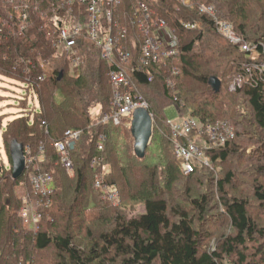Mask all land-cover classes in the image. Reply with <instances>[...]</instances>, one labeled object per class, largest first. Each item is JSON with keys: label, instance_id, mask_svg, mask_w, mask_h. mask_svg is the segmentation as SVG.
Segmentation results:
<instances>
[{"label": "trees", "instance_id": "16d2710c", "mask_svg": "<svg viewBox=\"0 0 264 264\" xmlns=\"http://www.w3.org/2000/svg\"><path fill=\"white\" fill-rule=\"evenodd\" d=\"M3 1L0 74L27 85L39 102L38 108L26 111L20 106L21 112L3 132V144L11 165V147L17 142L25 155L29 151L37 167L35 173H52L54 181L50 205L43 203L39 208V227L28 229L20 216L24 202L17 196L16 187L26 183L27 198L41 199L30 181L33 166L14 179L13 166L0 165V257L12 247L15 251L10 264L20 260L36 264L39 253L53 248L56 264H227L235 256L238 264H264V247L258 243L264 239V224L260 225L251 212L253 203L248 196L228 191L236 190L238 172L230 168L222 171L221 177L215 174L217 167L223 170L229 160H264V83H247L236 92L228 91L230 79L243 71L247 56L216 31L210 16L199 11L201 5H214L218 17L232 23L244 40L260 45L264 44V0H191L189 4L183 0H143L155 16L167 20L180 40L178 55L147 66L141 58L136 2L121 0L115 6L114 20L127 28V40L131 41H125L124 47L132 54V62L141 66L133 75L135 93L148 101L153 115V134L144 159L138 158L126 142L124 133L130 132L126 125L101 122L111 109L112 96L111 67L102 58L101 49L83 33L77 43L78 72L72 73V57L54 46L60 26L87 19V5L76 1L70 11L67 6L58 7L60 0H14L12 5L29 7V26L19 36L15 27L7 26L13 11L12 5L8 7ZM174 68L179 70L176 76L171 75ZM46 69L51 72L47 74ZM42 75L44 79L39 80ZM151 75L154 79L149 81ZM171 77L183 108L167 88ZM211 77L221 80L220 92L213 90ZM169 105L204 123L221 119L234 125L233 139L206 152L213 168H196L189 175L182 171L165 114ZM67 130L82 131L71 151L72 176L55 148ZM102 135L105 140L103 150H99ZM242 142L259 146L250 156ZM40 156L44 159L39 160ZM94 158L100 162L96 168L91 165ZM118 165L127 187L130 176H139L126 200L115 176ZM107 166H113L115 172L105 174ZM255 172L264 173V164ZM100 177L118 192L121 204L141 203L144 211L129 216L109 204L94 186ZM253 193L259 208L264 207V184L258 178ZM86 202L91 207L100 206L107 214L100 213L97 230L90 227L83 236V229L88 227L82 220L75 228L74 220L82 217L80 204ZM221 218L227 219L225 229L211 230ZM249 251L252 260L245 263ZM20 254L23 256L18 258Z\"/></svg>", "mask_w": 264, "mask_h": 264}, {"label": "built area", "instance_id": "2783aa9c", "mask_svg": "<svg viewBox=\"0 0 264 264\" xmlns=\"http://www.w3.org/2000/svg\"><path fill=\"white\" fill-rule=\"evenodd\" d=\"M79 1L86 7V20H77L73 23L64 24L58 29V39L54 44L58 50H65L72 57V71L78 72V38L83 34L95 43V46L101 49L102 58L110 64V83L112 85L111 109L101 117L104 124L112 123L114 125H126L131 127L133 113L136 109L144 107L149 109L148 101L142 96L136 94L133 75L141 67L139 63L132 62V54L124 47L127 40V28L117 24L114 20L115 6L120 4L121 0H60L58 7L67 6L70 11L73 5ZM137 4V11L140 14L138 22V31L142 37L141 58L142 63L147 66L159 63L163 59H170L178 55L180 40L173 29L170 28L166 19L155 16L147 3L143 0H133ZM189 4L191 0H183ZM14 0H4V5L10 6ZM28 5H12V11L9 15L11 24L8 27H15L16 33L22 36L29 26ZM201 13L210 16L214 23L216 31L225 37L234 47L239 48L247 56L243 64V71L235 74L229 81L227 89L229 92H236L243 88L247 83H264V44H256L244 40L235 30L234 25L229 21L218 17V11L212 4L201 5ZM186 27H195V25L185 24ZM179 70L174 68L171 75L176 76ZM40 76L39 80H43ZM154 79L151 75L149 81ZM167 88L173 93V100L181 108L184 104L178 96V89L174 79L168 78ZM136 92V93H135ZM175 106V105H174ZM177 108V107H176ZM178 110V109H177ZM152 114V113H151ZM153 117V115H152ZM168 119V118H167ZM172 135L175 139L174 151L181 166L182 171L189 175L200 167H214L212 159L206 154L208 149L215 148L225 144L235 137V127L228 120L218 119L214 122L204 123L196 116L189 113L180 114L175 119H168ZM82 131L67 130L64 138L55 143L60 161L67 172L73 171V162L71 151L75 148L76 142L80 139ZM98 149L103 150V141L105 136H101ZM28 155V156H27ZM26 167L33 166L34 173L31 176V184L35 194L40 195L39 200H30L25 198L22 207L21 216L25 220L31 218L39 227V221L42 216L39 212L41 204L50 205L49 197L53 193L54 176L49 172H38L34 160L27 151ZM40 156L39 160H43ZM98 158L92 160V167L99 165ZM105 174L109 173V168L105 167ZM95 188L103 192V198L110 202H119V194L114 188L107 186L102 177L95 181ZM46 200V201H45ZM35 206V209H32ZM35 226V227H36ZM36 227V228H37Z\"/></svg>", "mask_w": 264, "mask_h": 264}, {"label": "rangeland", "instance_id": "374dc122", "mask_svg": "<svg viewBox=\"0 0 264 264\" xmlns=\"http://www.w3.org/2000/svg\"><path fill=\"white\" fill-rule=\"evenodd\" d=\"M9 6L10 4L8 5V7ZM45 72L49 74L51 71L46 69ZM71 72L73 73L72 68H71ZM25 99L28 100L27 103L23 101ZM20 106L25 107L23 111H26L27 108L28 109L29 108L32 109L33 107L38 108L39 102H38L37 94H34L32 89L27 88V85H24L23 83L15 82L13 79L7 78L0 74V165L5 166L7 168H10V166L12 165L8 159V155L6 154L7 149H5V146L3 144L4 143L3 142V132L6 129L7 124L21 112ZM165 114L168 119L172 120L178 116V110L174 105H169L165 109ZM124 134H125L124 138L126 142L129 143L128 145H130L132 149H134L133 136L131 135L130 132L129 134L127 133H124ZM263 136H264V132H263ZM258 146L259 145L257 143H249V142L243 143V148H246V151L249 153L250 156L253 155L252 150H255ZM253 153H256V152H253ZM254 155L257 156V153ZM121 163H124V162L121 161ZM262 164H264V160L257 161L256 158L255 160H251L250 157H247L242 160L238 158L232 161L229 160L228 163H226L223 166L224 168L223 170H222V167H217V170H216L217 172L215 173L217 177H221L222 175H224L222 171L226 172L230 168L238 172V176L235 179L236 182L234 183V187L237 191L232 190L231 188L228 189V191L232 194H240V195L248 196L250 198V200L253 203V208L251 209V212L253 213L254 217L257 219L260 225L264 224V207L259 208V203L255 200L254 195H253L254 194L253 186L257 178L259 179L260 182L264 184V173L259 174V172H255L257 168L261 166ZM120 165H118L115 169L116 170L115 176L116 178L119 179V182H121L124 188V196H123L124 198L123 199L126 200L127 194H128L127 192H129L132 185L137 184V181H139V176L138 175H136L135 177L130 176V180H129L130 186L127 187L125 184V178L122 176L120 169H119ZM252 167H253V170L250 169ZM107 168H109V171H114L113 166H107ZM248 170H250V173H248ZM68 173L72 176L74 175V170ZM25 188H27L26 183H21L19 186L16 187L17 196L22 197V199L24 200L26 198ZM124 203L125 201L122 202V204H121V201L120 203L117 201L109 202V204H112L113 206L117 207V210H122L129 216L137 215L144 211V206L141 203H128V204H124ZM91 206L92 204L89 205L88 202L80 204V208L83 209L82 217L80 218V216L79 217L77 216L74 220L75 228L79 227V221L81 222L82 220L84 222V225L88 227L87 229L86 228L83 229V232H82L83 236H87L88 229L90 227L92 228V230H97L98 228L97 222L100 219V217L98 216H100V213L107 214V212H105L104 209L101 210L100 206L98 207L96 206L91 207ZM22 209L23 208H21L20 210V216H21ZM32 209H35V206H33ZM30 219L31 218H26L25 220L23 219L24 226L28 229L29 228L36 229L37 226L35 225L34 222L30 221ZM226 220H227L226 218H221L218 221L219 223H217L215 226L211 227L210 229L211 230L218 229V231H223L225 229L226 224L228 223ZM40 223H41V220L39 221V224ZM258 243H260V245L262 244V246L264 247V239L259 240ZM211 244L213 245L214 241H212ZM5 250H6L5 254L2 257H0V264H10L12 254L15 251L14 248L12 247H9L8 249H5ZM248 254H249L248 260L245 263L251 262L252 260V251H249ZM22 256L23 255L20 254L18 258ZM54 257H55V251L53 250V248L47 249L46 251L39 253L37 255V259L35 260V263L36 264H56L57 262L54 259ZM20 261H19V264H23V262H20ZM226 263L227 264H238V257L235 256L231 260H228Z\"/></svg>", "mask_w": 264, "mask_h": 264}, {"label": "water", "instance_id": "95a60500", "mask_svg": "<svg viewBox=\"0 0 264 264\" xmlns=\"http://www.w3.org/2000/svg\"><path fill=\"white\" fill-rule=\"evenodd\" d=\"M210 84L215 92L221 91L222 82L219 78L211 77ZM129 130L134 138L135 155L140 159H144L153 134V117L150 110L144 107L136 109L133 113ZM11 158L13 162V177L17 179L26 169V157L21 144L13 143Z\"/></svg>", "mask_w": 264, "mask_h": 264}]
</instances>
